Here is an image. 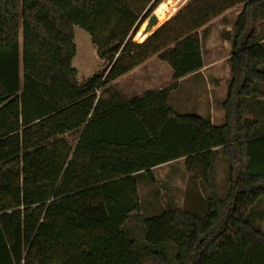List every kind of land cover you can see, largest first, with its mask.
Masks as SVG:
<instances>
[{
  "label": "trees",
  "instance_id": "16d2710c",
  "mask_svg": "<svg viewBox=\"0 0 264 264\" xmlns=\"http://www.w3.org/2000/svg\"><path fill=\"white\" fill-rule=\"evenodd\" d=\"M143 1L135 14L117 0H0V264H171L166 243L177 264H264V231L247 217L264 197V0H189L137 42L164 0ZM240 4L226 35L224 124L175 111L171 92L204 66L199 30ZM75 26L107 61L82 86ZM154 55L172 68L170 85L100 100L102 87ZM76 130L73 146L65 135ZM218 147L228 166L223 197ZM182 157L209 192L206 210L145 217L139 244L124 229L141 208L138 179L154 181L153 167Z\"/></svg>",
  "mask_w": 264,
  "mask_h": 264
},
{
  "label": "rangeland",
  "instance_id": "374dc122",
  "mask_svg": "<svg viewBox=\"0 0 264 264\" xmlns=\"http://www.w3.org/2000/svg\"><path fill=\"white\" fill-rule=\"evenodd\" d=\"M188 1L189 0H164L153 13L158 15L159 13L166 12L165 14L168 17L164 21L166 22L170 18L177 15V13L188 3ZM117 3L128 6L135 14L144 13V8L146 6V3L143 0H117ZM241 10V4L233 7L226 11L223 15L212 19L206 26L199 30L206 59L208 60L213 55L219 57L220 61L217 65L219 73L224 72L222 67L223 65H221L224 63L223 58H227L231 53V50L225 44L226 35L229 33H235V22ZM138 33L134 37V41L142 42L141 38L138 37ZM74 35V42L77 46V54L73 59V67L77 69V80L79 85L82 86L95 75L101 74L107 65V61L101 58L98 47L93 43L87 30L80 26H75ZM20 41H22L21 35ZM167 65L168 64L160 62L158 56L154 55L147 64L139 68L137 72L128 78H125V80L120 84H109L102 87L97 92V95L100 100H107L112 97L115 91H118L119 94H122V97L120 98V100H122L135 96L136 94H142L148 87H166L174 81ZM135 78L140 80L138 87L135 86ZM222 79L223 78H219V80ZM214 81H218L215 76L206 81H202L201 78L194 76L181 80V82H178L179 84L177 90L173 92L171 104L175 109L186 110V108H190L195 105L198 108L205 110L206 100L210 97V91L208 89H211V86L215 84ZM214 99L215 105L217 108H220V102L222 99L221 92L215 93ZM189 113L193 112L189 111ZM79 135L80 131L76 130L66 134L65 137L70 144L75 146L79 139ZM223 159L224 158L221 157L222 161H224ZM182 182L183 180L179 184ZM155 193H157V195L163 194V196L156 197ZM164 195L167 196V199L163 198ZM174 195L178 200H176V203L174 202L175 200H173L172 204H169L171 197ZM181 195L183 196V193L180 191L177 194H174L172 184L165 185L164 183H158L154 186H144L140 192V210L133 212L124 225V229L128 236L136 240L139 244H144L146 229L143 219L145 217L159 214L167 208L178 207L195 210L200 214L204 213L206 210L205 205L201 203L192 205L189 201H184V199L183 202H181ZM247 217L251 222H254L256 227L264 231V197L258 200L257 204L249 212ZM162 248L167 252L171 264H177L175 261L177 252L175 245L172 243H166L160 246V249Z\"/></svg>",
  "mask_w": 264,
  "mask_h": 264
},
{
  "label": "crops",
  "instance_id": "0c3cea01",
  "mask_svg": "<svg viewBox=\"0 0 264 264\" xmlns=\"http://www.w3.org/2000/svg\"><path fill=\"white\" fill-rule=\"evenodd\" d=\"M223 14H221V15H223ZM262 43L264 44V40L262 41ZM225 44L232 52V41L225 38ZM202 52H203V59H204L203 68L200 69L198 72L189 74V75L181 78L179 80V82H181V80H183L185 78H189L191 76L201 78L202 81H206L208 79L210 80V78L213 76H215L217 78L218 81H216V82L214 81L215 84L211 86V89L210 88L208 89L210 91V97L206 100L205 110H202L195 105L192 107L189 106L190 108H186V110L175 109L173 107V105L171 104V97L173 95V92H175V90H177L178 87L171 92L169 104L175 111H177L179 113L185 114V113H189V111H192L193 113L202 115V116L210 119V121L214 125H222L225 122V112L222 108V103L225 101V99L227 97L228 88H229V85H230V82L232 79L231 64H230L231 53L227 58H223L224 63L221 65H223L222 67H223L224 72L219 73L218 68H217V65L220 61L219 57L213 55L212 57H210L207 60L205 57L203 44H202ZM150 59H151V57L148 60H146L144 63L136 66L130 72L119 77L117 80H115L113 83H111V85H117L118 83L120 84L122 81L125 80V78H128L129 76H131L132 74L137 72V70H139V68H141L142 66L147 64ZM160 62H162L163 64H167L166 62H164L162 60H160ZM167 66L169 67V72L171 73V75L173 77V73H172L173 70L171 72L172 68L170 67L169 64ZM219 78H223V79L219 80ZM135 82H136L135 86L138 87L140 84L139 83L140 80L138 78H135ZM161 88H163V87H160V88L148 87V88H146L145 92H143L142 94H136L135 96H140V95H143L144 93H146L147 91L157 90V89H161ZM217 92H221V94H222V99L220 102V108H217V106L215 105L214 94ZM121 97H122V94L121 93L119 94L118 91H115L114 94L112 95V97H110L107 100L102 99L101 101H103L107 104L112 99L120 100ZM132 97H134V96H132ZM132 97H130V98H132ZM130 98L122 99V101L128 100ZM215 150H216V183H217V189H218L219 196L223 197L226 195L227 190L229 188L228 166H227V163H226L225 158L223 156L222 147H218ZM220 156L222 158H224L223 159L224 161L221 160ZM186 160H187L186 157H182V158L175 159V160H172V161H169L166 163H162V164H159V165L153 167L151 169V171H152V174H153L154 179H155L154 181H151L147 175H145V176L143 175L141 178H139L138 179L139 200H140V192L144 186H154L158 183H164L165 185H168V184L171 185L172 184V190H174V194H177L179 191L183 193V196L181 195V202H183V199H184V201H189V203L192 205L199 204V203L206 205V200L209 197V192H208L203 180L200 178H197L196 176H194L192 174V172H190L188 170L187 165H186ZM142 173H145V172H142ZM184 179H186V180H184ZM182 180H183V182L181 184H179ZM157 193H155L156 197L163 196V194L157 195ZM163 198L167 199V196L164 195ZM173 200H175L174 201L175 203H176V200H178L175 195L171 197L169 204H172Z\"/></svg>",
  "mask_w": 264,
  "mask_h": 264
},
{
  "label": "water",
  "instance_id": "95a60500",
  "mask_svg": "<svg viewBox=\"0 0 264 264\" xmlns=\"http://www.w3.org/2000/svg\"><path fill=\"white\" fill-rule=\"evenodd\" d=\"M144 29H143V33L144 34H153L161 25L160 24V18L156 13H153L148 19L147 21L144 23ZM159 25V27H157ZM149 35V36H150Z\"/></svg>",
  "mask_w": 264,
  "mask_h": 264
},
{
  "label": "bare ground",
  "instance_id": "6f19581e",
  "mask_svg": "<svg viewBox=\"0 0 264 264\" xmlns=\"http://www.w3.org/2000/svg\"><path fill=\"white\" fill-rule=\"evenodd\" d=\"M166 13V12H165ZM165 13H159L158 15H159V18H160V24L162 23V22H164L168 17H167V15L165 14ZM159 24V25H160ZM145 25V24H144ZM144 25H143V27L140 29V31H139V33H138V37H140L141 38V41H144L150 34L148 33V34H144L143 33V29H144ZM158 25V26H159ZM157 26V27H158Z\"/></svg>",
  "mask_w": 264,
  "mask_h": 264
}]
</instances>
